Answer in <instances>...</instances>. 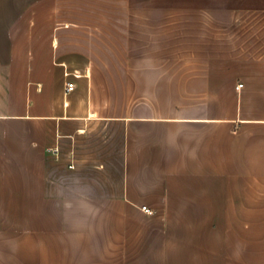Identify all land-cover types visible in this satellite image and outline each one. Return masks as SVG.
Listing matches in <instances>:
<instances>
[{
  "label": "crops",
  "instance_id": "crops-1",
  "mask_svg": "<svg viewBox=\"0 0 264 264\" xmlns=\"http://www.w3.org/2000/svg\"><path fill=\"white\" fill-rule=\"evenodd\" d=\"M255 14L0 0V264H264V55L202 51Z\"/></svg>",
  "mask_w": 264,
  "mask_h": 264
},
{
  "label": "rangeland",
  "instance_id": "rangeland-1",
  "mask_svg": "<svg viewBox=\"0 0 264 264\" xmlns=\"http://www.w3.org/2000/svg\"><path fill=\"white\" fill-rule=\"evenodd\" d=\"M183 22L182 16H177ZM232 21V20H231ZM209 20V23H215ZM233 27L228 30H208V46L202 48L208 55L238 54L239 56L264 55V14L233 16ZM178 33H182L179 31ZM177 33V34H178ZM178 38V37H177ZM224 42V44L216 45ZM183 46L175 47L177 54L187 52ZM192 53H199L200 49L191 48Z\"/></svg>",
  "mask_w": 264,
  "mask_h": 264
},
{
  "label": "built area",
  "instance_id": "built-area-1",
  "mask_svg": "<svg viewBox=\"0 0 264 264\" xmlns=\"http://www.w3.org/2000/svg\"><path fill=\"white\" fill-rule=\"evenodd\" d=\"M64 74H65V76H67L68 75V72H65ZM240 86H241V84L237 85V88L240 87ZM73 88H74L73 82H67L66 85H65V92L66 93L67 92H70L71 90H73ZM141 210H143L144 212H146L148 214H151L152 213V210H149L148 208H146V206H142L141 207Z\"/></svg>",
  "mask_w": 264,
  "mask_h": 264
}]
</instances>
